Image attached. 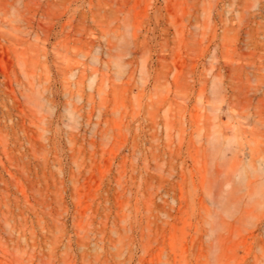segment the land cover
I'll use <instances>...</instances> for the list:
<instances>
[{"label": "rangeland", "instance_id": "374dc122", "mask_svg": "<svg viewBox=\"0 0 264 264\" xmlns=\"http://www.w3.org/2000/svg\"><path fill=\"white\" fill-rule=\"evenodd\" d=\"M257 168L264 0H0V264H253Z\"/></svg>", "mask_w": 264, "mask_h": 264}, {"label": "bare ground", "instance_id": "6f19581e", "mask_svg": "<svg viewBox=\"0 0 264 264\" xmlns=\"http://www.w3.org/2000/svg\"><path fill=\"white\" fill-rule=\"evenodd\" d=\"M255 187L253 190L254 194V206L257 208L261 203V194L264 193L261 187V181H259L260 169H255ZM256 224L258 223V216L256 215ZM253 264H264V248H259L253 255Z\"/></svg>", "mask_w": 264, "mask_h": 264}]
</instances>
